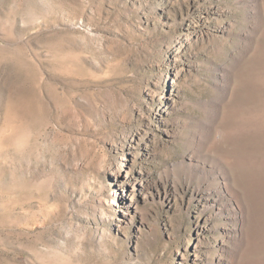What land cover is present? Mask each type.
Segmentation results:
<instances>
[{
	"label": "rangeland",
	"instance_id": "374dc122",
	"mask_svg": "<svg viewBox=\"0 0 264 264\" xmlns=\"http://www.w3.org/2000/svg\"><path fill=\"white\" fill-rule=\"evenodd\" d=\"M0 264H264V0H0Z\"/></svg>",
	"mask_w": 264,
	"mask_h": 264
},
{
	"label": "bare ground",
	"instance_id": "6f19581e",
	"mask_svg": "<svg viewBox=\"0 0 264 264\" xmlns=\"http://www.w3.org/2000/svg\"><path fill=\"white\" fill-rule=\"evenodd\" d=\"M229 173V172H228ZM223 179L225 182L224 189L223 186L221 185L216 189L219 193H223V191L229 193L231 192L232 195H230L229 201H230V207L231 210H234L235 214L238 216L239 219L243 217L244 209H245V204L238 198L239 193L234 189V187L231 185L229 182L230 176L226 173L223 174ZM211 189V188H210ZM210 191V190H209ZM221 191V192H220Z\"/></svg>",
	"mask_w": 264,
	"mask_h": 264
}]
</instances>
